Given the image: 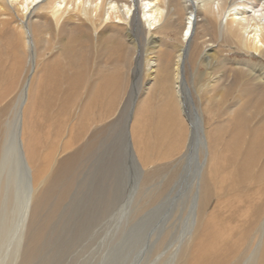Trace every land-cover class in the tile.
<instances>
[{"label": "bare ground", "instance_id": "6f19581e", "mask_svg": "<svg viewBox=\"0 0 264 264\" xmlns=\"http://www.w3.org/2000/svg\"><path fill=\"white\" fill-rule=\"evenodd\" d=\"M143 64L149 67L144 87L153 84L144 88L140 103ZM157 91L163 97L155 107L158 143L154 133L145 136L151 123L139 111ZM124 98L125 125L118 137L124 146H117L135 170L132 209L125 203L124 217L113 224V195L85 207L78 234L64 240L74 254L80 252L70 264H113L122 243L113 247L114 234H127L128 213L137 220L176 179L172 173L158 188L161 170L144 173L145 166L184 159L194 161L188 174L193 194L165 264H264V0H0V242L8 231L12 236L18 172L29 181L20 244L13 245L20 251L24 239L19 264H35L58 240L57 221L75 200L87 165L98 160L94 155H110L116 122L86 136ZM44 119L63 135L56 148L50 128L43 140ZM77 137L82 147L60 160ZM154 145L168 146L173 155L156 157ZM226 161L232 165H226L228 171ZM89 186L85 181L82 189ZM10 257L15 264L18 257L12 252Z\"/></svg>", "mask_w": 264, "mask_h": 264}, {"label": "rangeland", "instance_id": "374dc122", "mask_svg": "<svg viewBox=\"0 0 264 264\" xmlns=\"http://www.w3.org/2000/svg\"><path fill=\"white\" fill-rule=\"evenodd\" d=\"M210 44L212 46H214L213 42ZM230 58L233 60L234 56H232V57L230 56ZM215 65L217 66L218 63ZM148 68L149 67H146L143 64V66H142V70H143L142 74L143 75H142V82H141L142 84L140 86V91L142 90L141 93L143 92L142 93L143 96L140 93V95H139L140 103H143V101L146 98V94L144 95L146 90L143 91L144 88L148 89L149 85L153 84V82L151 83V82L147 81L146 82L147 86L144 87L145 82L143 81V79H144V77L146 78L145 74L148 73V71H149ZM201 70L204 71V69H202V68H201ZM146 71H147V73H146ZM186 76L188 77V79L192 77V68L190 66V63L187 64ZM129 89H130V86H129ZM193 95L196 99L197 98V96H195L196 94L193 93ZM160 97L163 99V97L160 95V91H157V95L152 97L151 103L149 102L150 104L148 103L149 105L148 104L146 105L148 108L147 109L148 111H146V109H145L146 106L145 107L141 106L142 109L139 110L141 113L143 111L145 112V113L141 114V116L143 118H145V116L148 114L146 117L148 120L150 119L151 124L149 125L148 128H150V127L151 128L150 129L147 128V130H145V136L148 138H149V135L153 134V133L155 134V135L153 134V136H155V138L157 137V132H156L157 129L155 126L160 123V122H158V121H160V115L158 114V112L155 111V109L157 108L158 104L162 103V99ZM124 99H121V101L119 102L120 108H119V106H117L115 111L112 113L111 117L108 120H106L103 124L96 123L94 125V127L90 128V132H88V135L86 136V138H89L91 133L95 130L94 128H96V127L102 128L106 125L108 126V125L113 124L115 122H116V125L114 126L115 133H117V132L118 133L122 132V133H120V134L117 133L118 135L117 134L115 135L113 133L114 137L112 136V138L109 139L108 146H110L111 144L114 145V147H112V149H111V152L109 153L110 155L106 154V155L98 158V157H95L96 156V154H95L94 158L98 159V160H95L96 162L98 161L97 165H96V162H94L95 164L93 165V167H91L92 164H90V167H89V165H87L88 170H85L86 171L85 173H87V174L81 175L79 177L78 183L81 186L79 185L78 190H76L77 192L75 194L76 195L75 200H71L69 202V204L67 205V207L65 209V212L59 217V219L57 221L58 224H56V225L57 226L60 225L62 227L59 230V232L61 231V233L58 235V240L55 239L52 244L49 243L50 249L48 248L47 251H44L43 253H41V256H39V258L36 260L35 264H70L71 260H74V258H76V256H78L80 254L79 250L76 251L74 254L73 246L72 245L66 246V243L68 244L67 241L69 240V238L78 234L79 231H77V230H79V227H80V224L82 221V216H84L85 207H88V209L90 207H95V199H97L99 201V198H106V197L109 198L111 195H113L114 203H113V205H111V210L114 209L115 212L113 211V218L111 217V221H110V223L113 222V224H115L118 219L124 217L121 214V211H122V208L125 205V203H126V206L129 208L128 210L132 209V202L131 201L129 202V200L131 199V195L133 197V195L135 193L134 190H135L136 178H133L135 176V174H134L135 170H133V165L131 164V161H130L131 159L128 157V155H126V152L124 153V155H125L124 157L121 156L122 155V149L120 146H122V147L124 146V140H123L124 138L122 137V139H121V137H120L119 138L120 140L118 139L119 136H123V131H120V130L124 129L123 126L125 125L124 124L122 126V124H121V122L125 121V115H124L125 113L123 114L124 115V118H123V116L121 114V110H120L121 107L125 104V101L127 100V99H125V100ZM122 103H123V105H122ZM149 107H151V108L149 109ZM98 108H99V106H98ZM74 113L75 112L73 110L72 114H74ZM54 114L56 116L58 115L57 113H54ZM54 114H53V116H55ZM119 115H120V117H119ZM122 119H124V120H122ZM47 120L44 119V121L42 122L41 128H40L41 133H43V137H44L43 140L44 141L46 139L45 133L48 132V130H46V129L50 128V127H46L47 126V124H46ZM119 120H120V122H119ZM153 125H154V127H153ZM57 127H58V125L54 124L53 127L51 126V128L49 129L51 131L49 136H51V139H52L50 144L52 146L54 144L53 148H56L59 144H62L65 141L63 139V135H61L60 132L57 133L59 130V128H57ZM86 129H88V126L86 127ZM148 133H150V134L147 136ZM60 139H61V141H60ZM72 139H75V141L71 140V144L73 147L69 151H67L65 154L60 156V160L62 158H64L65 156H67L68 154L75 152L82 147L81 144H83L84 142L79 141L80 139L78 137L72 138ZM112 140H114L115 142ZM157 140H158V137L155 139V141H157ZM117 142H118V144H117ZM120 143L122 145H120ZM157 143H158V141H157ZM50 144L48 146L49 149H50V147H52ZM117 145H120L119 148ZM46 146H47V143H46ZM46 146H45V151L48 150ZM150 148H151L150 151H153V153L156 155V157H157V155H160V157L162 155L165 158V157H169V156L173 155L170 152H168V146H165L163 148V147H159L158 145H154ZM99 149H100V147H98V150ZM118 149H121V150H118ZM124 150L125 149L123 148V151ZM128 158H129V160H128ZM155 159H153V160H155ZM113 160H115L116 164ZM125 161H127L129 163L126 162L127 165H125V163H123ZM188 161H189V159H188ZM188 161H186L185 159L182 161H179V162L177 160H175V161H171L169 164H168L169 161H166V162H159V161L157 162L156 161V163H154L152 165L145 166L146 172L144 171V173H147L149 170L153 171L157 168H159L161 170V175H160L161 178L159 177V179L157 181H155V185H157L158 188L159 187L164 188L163 186H165V184L167 183V181H168V179L172 173H174V174L176 173L175 174L176 179L168 187V189L164 193L163 197H162V195L160 196V197H162V199L159 200V202L156 205L146 206L145 207L146 209L142 212V214L139 213L137 215V218H138L137 220H134L136 217V216H134L135 214H133V213H131V211H129L132 215H130L128 213V216L126 217V219L127 218L128 219H127L126 223H124L125 226L127 225L124 233H127V234L122 235L121 231H118L117 233L115 232V234H114L113 240H114V242L116 240V242L114 243L115 245H113V247H116L119 242H122V243H119L121 245H118L115 248V251L117 253V254H115L116 257H114V255H112V257H111V259L113 261L116 260L113 264H165L166 263L168 256H169L168 254H170L172 252L170 250H173V248H174L173 246L177 245L178 238L180 239V237H181V232H182V229L184 226L185 217H186V215H188V211H189L188 207H189V203H190V199H191V194H193V193H191L193 185L192 184L190 185V182H192V179H191V176H189V175L193 171L194 161L191 159L189 162ZM177 162H178V164H177ZM229 163H228V161H226V163L225 162L223 163V165H225L224 169L227 168L226 169L227 171L229 169H231V167L229 169H228V167L232 166L231 162H229ZM261 163H263V162H261ZM107 164H110V165H107ZM122 164H124L125 168H124V166L122 168V166H121ZM226 165H229V166L227 167ZM120 166H121V169H120ZM89 168H91V169L93 168V170H91ZM99 168H100V170H99ZM226 170H225V172H227ZM19 173L20 172L17 173V175L15 176V180H14L15 210L13 211V208H12L11 209V215H10V216H12L11 217L12 219L10 220V222H11L10 225L12 226V227L10 226L12 236L8 235L9 234V231H8L7 236L2 237V239H1L2 241L0 242V246H1V248H0V264H13L12 263L13 260L10 257L11 252L13 254H15L16 258L18 257L15 260V264H19L20 257L22 254V250H23V246H24V243H23L24 239H23L22 244L19 248V250L21 252L20 251L17 252L16 251L17 246H13V245H18V243L20 244L19 239L21 237V231L19 229L21 228L20 225L22 222V218L24 216L23 213H24V203H25V198H26V186H28V183H29L28 179L26 177L24 178L23 174H21V173L19 174ZM131 173L134 174V176ZM88 174H89V176H88ZM103 175H106V176L102 177ZM87 176L90 177L91 179L90 178L86 179ZM83 179L85 181H87V183L90 185L85 190H83L84 188L82 189V184L85 182ZM80 181H81V183H80ZM189 188H191V189L189 190ZM20 189L23 190V192H24L23 194H22V191ZM79 192L82 194H80ZM77 193H79V194L77 195ZM16 196H18V197H16ZM19 196H20V198H19ZM21 197H22V199H21ZM134 197L136 200L137 199L136 196H134ZM109 200H110V198H109ZM127 200H128V204L126 202ZM135 200H134L133 206H135V203H136ZM20 201H22V202H20ZM18 208L19 209L21 208V211ZM117 208H119V210ZM68 213H70L72 216L69 215ZM115 213H117V214H115ZM79 214H83V215L81 216ZM64 216H65V218H64ZM66 218L68 220H66ZM129 220L132 223V224L130 223V225H129ZM123 221H124L123 219H122V221L120 220V223ZM65 224L67 226H65ZM93 225H92L91 231H93ZM138 227H140V228H138ZM108 228H110V227H108ZM133 230H134V232H132ZM17 231H20V233L19 232L17 233ZM70 232H73V233H70ZM129 232H132V233H129ZM15 233H17V234H15ZM23 233H22V235L24 236ZM67 233H68V235H67ZM111 234H112V231L110 232V235ZM13 236L16 239L13 238ZM64 237H65V239H64ZM121 238H122V241H121ZM90 239H91V237H89V241H90ZM130 239H131V241H130ZM64 240H67V241H64ZM134 240H135V244H134ZM163 240H167V243L162 245L160 243H162ZM59 241L60 242L62 241V242L60 243ZM126 244L128 245V247ZM53 246L54 247L58 246V247L54 248ZM61 246H62V248H61ZM65 246H66V248H65ZM63 247L65 249H70V252L73 255L69 256V254L66 253L68 250H64ZM158 247H161V249ZM57 248H59L60 251ZM96 248L97 247L93 248L92 250L95 251ZM123 248H125V249H123ZM133 249H134V251H133ZM62 250H64V251H62ZM55 253H58V254H55ZM59 255H61V256H59ZM124 255H125V257H124ZM85 258L86 257H84V259ZM84 259L82 258V260H84ZM98 259H100L99 256H98ZM98 259H96V260H98ZM94 264H98V262L95 261Z\"/></svg>", "mask_w": 264, "mask_h": 264}]
</instances>
